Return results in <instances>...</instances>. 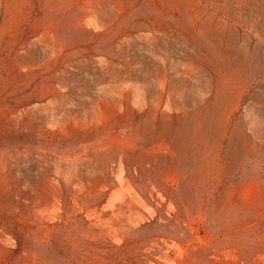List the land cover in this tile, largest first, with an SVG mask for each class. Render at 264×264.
<instances>
[{"label":"rangeland","instance_id":"374dc122","mask_svg":"<svg viewBox=\"0 0 264 264\" xmlns=\"http://www.w3.org/2000/svg\"><path fill=\"white\" fill-rule=\"evenodd\" d=\"M0 264H264V0H0Z\"/></svg>","mask_w":264,"mask_h":264}]
</instances>
